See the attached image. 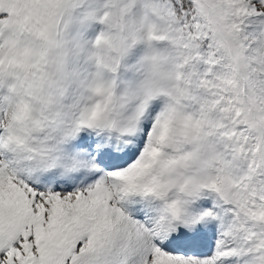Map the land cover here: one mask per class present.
I'll list each match as a JSON object with an SVG mask.
<instances>
[{"label":"snow or ice","instance_id":"obj_1","mask_svg":"<svg viewBox=\"0 0 264 264\" xmlns=\"http://www.w3.org/2000/svg\"><path fill=\"white\" fill-rule=\"evenodd\" d=\"M0 264H264V0H0Z\"/></svg>","mask_w":264,"mask_h":264}]
</instances>
